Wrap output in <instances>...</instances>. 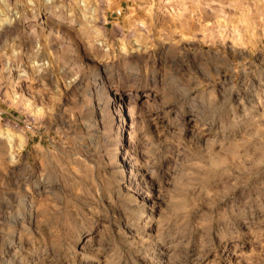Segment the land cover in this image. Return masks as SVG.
Instances as JSON below:
<instances>
[{
    "label": "rangeland",
    "instance_id": "1",
    "mask_svg": "<svg viewBox=\"0 0 264 264\" xmlns=\"http://www.w3.org/2000/svg\"><path fill=\"white\" fill-rule=\"evenodd\" d=\"M0 264H264V0H0Z\"/></svg>",
    "mask_w": 264,
    "mask_h": 264
}]
</instances>
